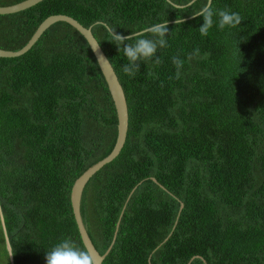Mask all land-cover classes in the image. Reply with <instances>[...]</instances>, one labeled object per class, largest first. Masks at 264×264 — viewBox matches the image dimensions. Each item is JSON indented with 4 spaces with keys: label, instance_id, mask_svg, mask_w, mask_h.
<instances>
[{
    "label": "trees",
    "instance_id": "1",
    "mask_svg": "<svg viewBox=\"0 0 264 264\" xmlns=\"http://www.w3.org/2000/svg\"><path fill=\"white\" fill-rule=\"evenodd\" d=\"M191 1L44 0L0 15L4 51L22 49L50 16L91 28L122 86L124 146L89 180L80 207L103 255L125 206L102 264H264V0H211L242 22L220 30L214 16L207 36L192 15L208 0ZM158 22H168L167 47L125 75L109 33ZM116 135L106 83L71 26L56 23L24 55L0 58V264H46L65 238L83 247L71 188Z\"/></svg>",
    "mask_w": 264,
    "mask_h": 264
},
{
    "label": "water",
    "instance_id": "2",
    "mask_svg": "<svg viewBox=\"0 0 264 264\" xmlns=\"http://www.w3.org/2000/svg\"><path fill=\"white\" fill-rule=\"evenodd\" d=\"M44 0H25L23 2H20L18 4L12 5V6H7V7H0V15H10V14H15L18 12L25 11L29 8H32L36 6L37 4L43 2ZM196 0H192L189 4L191 5L193 2ZM176 8H183L184 6H177L174 5ZM56 23H65L69 26H71L74 30H76L87 42L94 59L98 65V68L101 72V75L106 83V86L108 88V91L110 93L111 99L114 104L115 112H116V117H117V135H116V140L115 144L113 146L112 151L110 154L102 159L101 161H98L91 167H89L84 173H82L74 182L72 188H71V193H70V204H71V209L73 213V217L75 220V224L81 239V242L83 244V247L86 248L89 253L95 258L96 264H102L104 261L105 257L108 255L110 252L116 237H117V232L119 229V224L121 217L123 215L125 206L123 207L120 217L115 225L113 237L110 246L108 247L107 251L103 254L100 255L97 250L95 249L94 245L92 244L87 230L83 224V220L81 217V199H82V194L84 191L85 186L89 182V180L98 172L100 171L105 165L111 163L121 152L125 140H126V135H127V130H128V109H127V104H126V99L125 95L122 89V86L120 85L118 78L109 63L108 59L106 58L105 54L103 53L102 49L100 46L97 48L99 45L97 41L95 40L94 36L92 35L91 28H84L81 26L76 20L65 16V15H54L50 16L47 19H45L36 29L34 34L31 36L27 44L20 49L19 51L16 52H11V51H4L0 49V58H17L25 53H27L34 45L35 43L40 39V37L43 35V33L52 25ZM95 49V50H94ZM104 59H107L105 61ZM151 181L155 184H157L155 179H151ZM141 183H139L140 185ZM161 187V186H160ZM137 187L133 188L132 191L130 192V195L126 201L128 202L130 196L132 193L135 191ZM161 189H163L161 187ZM183 209V204L180 203L179 211H178V216L180 215L181 211ZM3 225V223H2ZM6 246L7 250L10 252V247L8 242L6 241ZM198 259L203 262V264H206V262L199 256L193 257L188 264L191 263L192 260ZM148 263L150 264V256L148 258Z\"/></svg>",
    "mask_w": 264,
    "mask_h": 264
},
{
    "label": "clouds",
    "instance_id": "3",
    "mask_svg": "<svg viewBox=\"0 0 264 264\" xmlns=\"http://www.w3.org/2000/svg\"><path fill=\"white\" fill-rule=\"evenodd\" d=\"M192 16L203 18V24L198 29L202 36H207L209 30L213 27L214 16L218 18L216 22L220 30L226 27L235 28L242 22V17L239 13L230 12L227 9L214 11L211 6V0H208V3L203 5ZM175 23L181 24V18L176 19ZM168 33V22L147 25L128 35L112 30L109 33L112 43L115 44L117 50L122 49L127 59V63L122 65L123 73L130 77L135 76L136 72L139 71L141 61L151 60L158 48L167 47L165 37ZM128 41H134V43H128ZM194 54L198 55L199 50H195ZM189 59H192V55L189 56ZM104 60L107 61V59ZM173 62L177 65L181 64V61L175 58ZM155 63H159V58L155 60ZM45 261L46 264H96L95 258L89 251L78 246L71 238H65L49 249L45 253Z\"/></svg>",
    "mask_w": 264,
    "mask_h": 264
}]
</instances>
